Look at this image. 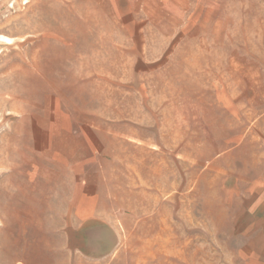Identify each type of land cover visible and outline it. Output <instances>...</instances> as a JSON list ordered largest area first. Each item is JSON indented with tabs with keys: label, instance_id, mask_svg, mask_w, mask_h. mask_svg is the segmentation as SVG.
Masks as SVG:
<instances>
[{
	"label": "rangeland",
	"instance_id": "rangeland-1",
	"mask_svg": "<svg viewBox=\"0 0 264 264\" xmlns=\"http://www.w3.org/2000/svg\"><path fill=\"white\" fill-rule=\"evenodd\" d=\"M120 16L0 0V264H248L264 0L145 31ZM84 187L104 191L101 220L75 217Z\"/></svg>",
	"mask_w": 264,
	"mask_h": 264
},
{
	"label": "crops",
	"instance_id": "crops-1",
	"mask_svg": "<svg viewBox=\"0 0 264 264\" xmlns=\"http://www.w3.org/2000/svg\"><path fill=\"white\" fill-rule=\"evenodd\" d=\"M113 4L114 12L121 13V19L143 20L142 26L134 28V31H145L149 28L151 20H166L168 13H189L193 10V4H201L203 0H106ZM126 7V8H125ZM124 13V15H123ZM165 25L167 23L165 22ZM255 177V198L253 209H249V224L254 231L253 240L249 239L248 264H264V147L263 166ZM104 191L98 187H84L74 199L77 205V220H101L97 212L105 207ZM106 226V225H105Z\"/></svg>",
	"mask_w": 264,
	"mask_h": 264
}]
</instances>
